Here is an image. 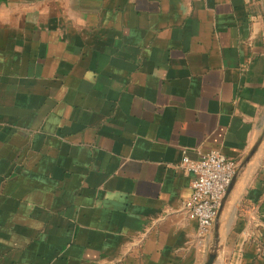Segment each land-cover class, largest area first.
I'll return each mask as SVG.
<instances>
[{"label": "crops", "instance_id": "obj_1", "mask_svg": "<svg viewBox=\"0 0 264 264\" xmlns=\"http://www.w3.org/2000/svg\"><path fill=\"white\" fill-rule=\"evenodd\" d=\"M215 151L202 234L179 165ZM213 253L264 264V0H0V264Z\"/></svg>", "mask_w": 264, "mask_h": 264}, {"label": "built area", "instance_id": "obj_2", "mask_svg": "<svg viewBox=\"0 0 264 264\" xmlns=\"http://www.w3.org/2000/svg\"><path fill=\"white\" fill-rule=\"evenodd\" d=\"M179 168L191 176L192 196L186 209L197 219L201 233H209L237 175V164L215 151L198 160L185 155Z\"/></svg>", "mask_w": 264, "mask_h": 264}, {"label": "water", "instance_id": "obj_3", "mask_svg": "<svg viewBox=\"0 0 264 264\" xmlns=\"http://www.w3.org/2000/svg\"><path fill=\"white\" fill-rule=\"evenodd\" d=\"M230 190V189H229ZM228 194V193H227ZM227 196V195H226ZM225 199H226V197L223 199V202H222V205H221V207L223 206V204L225 203ZM220 207V208H221ZM219 215V214H218ZM217 218H218V216H217ZM216 218V219H217ZM214 258H215V254L213 253L212 254V257H211V259H210V261H209V264H212L213 263V260H214Z\"/></svg>", "mask_w": 264, "mask_h": 264}]
</instances>
